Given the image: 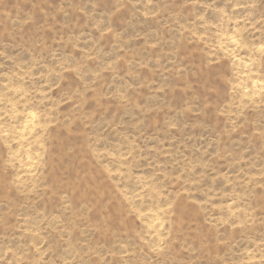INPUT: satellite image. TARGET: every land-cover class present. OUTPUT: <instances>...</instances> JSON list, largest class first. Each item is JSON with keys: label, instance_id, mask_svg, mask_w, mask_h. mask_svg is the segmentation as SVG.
Instances as JSON below:
<instances>
[{"label": "rangeland", "instance_id": "rangeland-1", "mask_svg": "<svg viewBox=\"0 0 264 264\" xmlns=\"http://www.w3.org/2000/svg\"><path fill=\"white\" fill-rule=\"evenodd\" d=\"M0 264H264V0H0Z\"/></svg>", "mask_w": 264, "mask_h": 264}]
</instances>
